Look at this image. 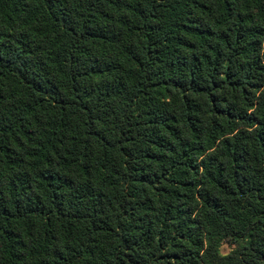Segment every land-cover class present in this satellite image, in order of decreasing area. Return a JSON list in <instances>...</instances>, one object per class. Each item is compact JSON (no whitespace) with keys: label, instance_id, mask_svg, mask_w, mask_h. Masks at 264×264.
Instances as JSON below:
<instances>
[{"label":"trees","instance_id":"trees-1","mask_svg":"<svg viewBox=\"0 0 264 264\" xmlns=\"http://www.w3.org/2000/svg\"><path fill=\"white\" fill-rule=\"evenodd\" d=\"M0 264H264V0H0Z\"/></svg>","mask_w":264,"mask_h":264},{"label":"rangeland","instance_id":"rangeland-1","mask_svg":"<svg viewBox=\"0 0 264 264\" xmlns=\"http://www.w3.org/2000/svg\"><path fill=\"white\" fill-rule=\"evenodd\" d=\"M233 246H229L227 243L223 242L220 248L221 254H227Z\"/></svg>","mask_w":264,"mask_h":264}]
</instances>
